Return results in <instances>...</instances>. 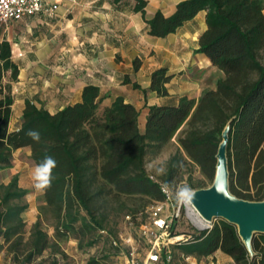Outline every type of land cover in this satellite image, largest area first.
<instances>
[{
	"label": "trees",
	"instance_id": "16d2710c",
	"mask_svg": "<svg viewBox=\"0 0 264 264\" xmlns=\"http://www.w3.org/2000/svg\"><path fill=\"white\" fill-rule=\"evenodd\" d=\"M145 6L146 0H136L143 16ZM200 11L206 27L197 51L223 76L197 99L181 96L174 105H150L143 130L134 105L118 96L101 106L99 88L90 84L79 101L55 112L26 100L18 128L10 130L11 83L19 68L9 42H0V169L10 167L14 150L24 147L35 166L45 156L57 161L52 187L41 191L38 216L28 231L22 215L27 204L21 201L27 191L16 177L0 184V247L13 264H58L62 241L75 238L80 246L92 245L95 233L107 234V222L118 214L130 218L147 211L149 218L150 207L165 199L161 186L171 191L185 173L191 188L208 187L227 125L229 190L241 199H264V0H181L171 15L157 10L146 18L149 34L164 37ZM7 71L9 80L3 82ZM171 77L165 67L153 70L150 89L166 95ZM32 129L40 132L39 142L26 135ZM170 143L175 149L161 167L163 174L148 172L147 156L159 155ZM194 166L200 174L195 179ZM117 241L112 240L118 246ZM251 245L252 254L237 226L224 218L175 244L197 259L219 251L232 258L229 264H264V233L254 234Z\"/></svg>",
	"mask_w": 264,
	"mask_h": 264
},
{
	"label": "crops",
	"instance_id": "0c3cea01",
	"mask_svg": "<svg viewBox=\"0 0 264 264\" xmlns=\"http://www.w3.org/2000/svg\"><path fill=\"white\" fill-rule=\"evenodd\" d=\"M179 1L146 0L143 16L135 9L136 0H58L51 14L38 12L1 27L0 42H9L19 68L11 83L9 129L18 128L26 100L55 112L79 101L89 84L99 88L101 106L118 96L134 105L141 130L150 105H174L181 96L197 99L204 89L215 88L223 73L197 51L206 27L204 11L164 37L149 34L146 18L157 10L171 15ZM160 67L172 75L166 95L150 89V74ZM22 149L30 154L18 148L13 157ZM218 255L232 263L231 257Z\"/></svg>",
	"mask_w": 264,
	"mask_h": 264
},
{
	"label": "rangeland",
	"instance_id": "374dc122",
	"mask_svg": "<svg viewBox=\"0 0 264 264\" xmlns=\"http://www.w3.org/2000/svg\"><path fill=\"white\" fill-rule=\"evenodd\" d=\"M174 149L175 143H170L159 155L155 157L147 156L146 167L148 172L155 175V172L161 169L164 161ZM34 168L35 164L30 158L29 153L26 149H22L15 153L10 167L0 169V184H7L13 177H16L18 186L27 191L21 200L27 204L22 214L27 224L26 231H28L30 225L37 219L38 206L42 200L41 191L36 190L33 186L32 173ZM192 170V177L194 179L198 176L200 177L198 169L195 166L192 167ZM187 177L188 174L185 173L178 185H188ZM173 189H171V204L175 210H178V215L174 219L171 229V234L175 236L170 244V249L173 253L172 264H229L222 261L219 255L217 257H201L199 259L191 256L187 262L184 260L186 255L182 254L175 244L184 242V238L189 237L195 230L209 228L215 219H203L192 202L187 205L178 204L174 199ZM192 190L195 189L192 188ZM125 215L118 214L112 217L107 222V227L105 228L107 234L97 231L94 235L95 242L92 245L80 246L78 240L75 238L62 241L60 248L64 252V255L62 256L59 253L56 255L59 259L58 264H89V261L92 259L95 260V264H126L130 261L141 262L145 258L148 249V240L145 235V225L149 223L148 213L147 211L143 213L137 212L134 217L131 216L130 218ZM44 227L48 234L52 235V227L45 222ZM258 233L260 232L254 234L257 235ZM113 239L119 240L117 241L118 246L114 245L112 242ZM44 254L47 255L48 252ZM0 264H13L11 256L6 253L4 247H0Z\"/></svg>",
	"mask_w": 264,
	"mask_h": 264
},
{
	"label": "water",
	"instance_id": "95a60500",
	"mask_svg": "<svg viewBox=\"0 0 264 264\" xmlns=\"http://www.w3.org/2000/svg\"><path fill=\"white\" fill-rule=\"evenodd\" d=\"M229 125L222 132V140L216 153L214 179L208 187L193 190L192 204L206 220L224 218L237 226L238 234L252 254L254 233H264V199L249 201L233 195L229 190L227 143Z\"/></svg>",
	"mask_w": 264,
	"mask_h": 264
},
{
	"label": "built area",
	"instance_id": "2783aa9c",
	"mask_svg": "<svg viewBox=\"0 0 264 264\" xmlns=\"http://www.w3.org/2000/svg\"><path fill=\"white\" fill-rule=\"evenodd\" d=\"M57 7L58 0H0V28L12 20L38 12L51 14ZM162 186L165 199L150 207L149 223L145 225L148 240L145 258L141 262L130 261L126 264H172L173 253L170 244L175 236L171 234V229L178 210L171 204L170 189H163ZM190 258L191 256L186 255L184 260L187 262Z\"/></svg>",
	"mask_w": 264,
	"mask_h": 264
},
{
	"label": "clouds",
	"instance_id": "9594fccd",
	"mask_svg": "<svg viewBox=\"0 0 264 264\" xmlns=\"http://www.w3.org/2000/svg\"><path fill=\"white\" fill-rule=\"evenodd\" d=\"M26 135L34 142H39L41 139L38 130H29ZM57 167V161L52 156H45L44 159L38 163L33 169L32 179L34 181V188L38 191H46L52 187L54 180L53 170ZM158 172L163 174V169H158ZM170 186L165 184L163 189H168ZM174 199L178 204L187 205L191 203L195 197L190 185H178L174 189Z\"/></svg>",
	"mask_w": 264,
	"mask_h": 264
},
{
	"label": "bare ground",
	"instance_id": "6f19581e",
	"mask_svg": "<svg viewBox=\"0 0 264 264\" xmlns=\"http://www.w3.org/2000/svg\"><path fill=\"white\" fill-rule=\"evenodd\" d=\"M204 219V218H203ZM206 220V219H205ZM195 222V221H194ZM196 223V222H195ZM197 224V223H196Z\"/></svg>",
	"mask_w": 264,
	"mask_h": 264
}]
</instances>
